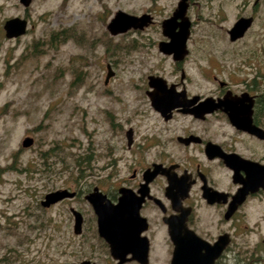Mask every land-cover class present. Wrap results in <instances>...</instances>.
I'll use <instances>...</instances> for the list:
<instances>
[{"label":"rangeland","instance_id":"1","mask_svg":"<svg viewBox=\"0 0 264 264\" xmlns=\"http://www.w3.org/2000/svg\"><path fill=\"white\" fill-rule=\"evenodd\" d=\"M177 1L32 0L24 7L0 0V264L67 260L69 209L64 202L45 208L44 196L94 186L108 192L130 166L165 153L159 145L171 134L150 105L148 75L171 82L183 70L203 94L213 75L242 79L264 66V52H256L264 48V4L243 38L231 42L226 33L239 15L252 12L247 0H193L184 59L159 51L167 40L160 22ZM117 10H151L155 23L111 35L107 24ZM11 17L27 25L7 38L3 24ZM106 66L113 76L104 84ZM26 136L33 142L23 147ZM82 211L93 225L91 208L82 205ZM222 264H264V192L233 219L231 254Z\"/></svg>","mask_w":264,"mask_h":264},{"label":"flooded vegetation","instance_id":"2","mask_svg":"<svg viewBox=\"0 0 264 264\" xmlns=\"http://www.w3.org/2000/svg\"><path fill=\"white\" fill-rule=\"evenodd\" d=\"M192 1L186 2L187 17V9ZM247 2L251 4L252 12L239 15L226 32L231 42L246 35L254 22L255 9L264 4V0ZM175 9L161 20L160 25L173 16ZM142 14L150 16L149 25L127 31L143 30L155 23L151 10L133 15ZM243 17L251 19L250 26L240 37L233 38L230 31L235 22ZM163 36L168 40L167 36ZM256 52L260 57L264 48L256 49ZM106 68L107 75L109 66ZM258 68L260 71L247 73L242 79L232 75L229 76L230 80L224 81L213 75L209 91L203 94L189 86L183 70L178 81L170 82L161 76L166 80V91L180 94L178 99L181 105L172 108L168 115L158 111L150 98L154 88L149 85L148 77L160 75H148L150 105L171 134L159 145L158 152L163 150L165 153L146 165L135 163L130 166L126 175L116 176L108 184V192L98 186L91 189L97 187L114 206L120 207L124 200L128 213L139 204L138 214L144 220L136 218L135 222L129 223L130 220L126 217L122 219L119 214L118 221L123 220L124 225H116L112 231L100 232L97 215L87 198L91 191L81 193L70 189L72 196L45 207L64 202L69 209L67 225L71 240L66 245L68 259L61 264H80L83 261L93 264H171L177 242L188 247L181 253L182 259H190L192 254L207 253L206 248L201 247L202 244L195 239L211 246L224 235L228 239L227 244L212 264L226 263L231 254L233 219L248 199L264 192V179L261 181L264 176V66ZM110 72L107 81L105 75L104 84L113 76ZM204 102L209 103L206 108L210 110L197 115L204 108L201 105ZM177 123L180 127L176 131L173 125ZM126 134L130 148L133 128H128ZM155 164L159 165L158 173L150 175ZM146 170H150L147 177L144 176ZM244 182L248 188L244 200L229 214L230 203L244 187ZM82 205L91 208L93 225L85 218ZM76 213L80 215L79 223ZM109 238L112 239L113 249Z\"/></svg>","mask_w":264,"mask_h":264},{"label":"water","instance_id":"3","mask_svg":"<svg viewBox=\"0 0 264 264\" xmlns=\"http://www.w3.org/2000/svg\"><path fill=\"white\" fill-rule=\"evenodd\" d=\"M32 0H19V2L24 6L27 7L30 5ZM187 0H180L173 16L165 19L162 22V32L165 36L168 37L167 41H162L159 43V49L161 52L165 54H172L173 58L176 61H181L185 54L187 53V39L190 33V26L191 23L188 19V17L185 15L186 12V6H187ZM179 18V22H177V19ZM150 23V16L148 14H142L140 16H136L133 14H130L128 12H125L123 10H117L114 14V16L111 18V20L107 24V29L112 35H117L119 33H123L131 28L133 29H142L145 26L149 25ZM251 19L250 18H240L238 19L234 26L232 27L230 33L233 35V38L240 37L245 30L250 26ZM27 25L26 19L20 18V17H11L5 20L3 24V30L5 37L7 38H14L22 35L25 32ZM111 74L110 69L108 68V73L106 75V81ZM149 79V85L152 86L154 89L152 92H150V98L153 106L160 111L164 115H168L169 111L174 108L175 106L181 105L178 97L180 96L179 93H169L166 91V80L162 78L161 76H154L150 75L148 77ZM171 89H173V85L170 86ZM170 91V90H169ZM207 102V101H206ZM204 102L201 104L204 106V108H201L200 111H198L201 115L204 112H207L210 110V108H206V106L209 107V103L206 104ZM200 105V106H201ZM130 131H128V134ZM33 138L30 136H26L22 141L23 147H28L32 144ZM130 143V140H129ZM234 157V156H233ZM245 161H241V163H244ZM159 169V165H154V170L152 174L155 175L158 173L156 170ZM259 168L263 169L260 165ZM150 173V170H146L144 173V176H148ZM264 179V176L261 178V181ZM248 191L247 185L244 182V187L240 189L237 194L233 197V200L230 203L229 208V214L233 213L235 209L240 205L244 197ZM73 192L69 191L68 189H59L52 192L47 193L44 196V199L41 201V204L44 207H48L51 204L65 198L72 196ZM89 201L92 203L93 208L95 210V213L97 215V224L99 226L100 232L102 231H112L116 225H124L125 222L123 220H120L118 217L121 215L122 219L124 217L127 218V220L133 223L135 222L136 218L138 220H144L139 217L138 214V205L135 209L130 211L131 213L126 212L125 210H128V208L125 206V201L123 200L120 207L114 206L110 200L106 198V195L100 191L97 187H95L87 196ZM124 204V205H123ZM120 214V215H119ZM77 222L79 223L80 215L76 213ZM125 220V219H124ZM197 242H200L201 247L206 248V254L205 255H199L198 253L196 255L192 254L190 255V259H182L181 253L185 251L188 247L185 246L183 243H176L175 244V250H174V256L171 264H212L214 259L220 254L223 247L227 244V237L226 235L221 236L217 242H215L214 245H209L202 242L200 239H195ZM109 241L112 243V249L114 248L112 239L109 238ZM195 247V246H194ZM66 264V263H64ZM80 264H93L89 261H83Z\"/></svg>","mask_w":264,"mask_h":264}]
</instances>
